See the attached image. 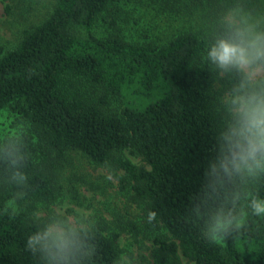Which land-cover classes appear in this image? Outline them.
I'll list each match as a JSON object with an SVG mask.
<instances>
[{
	"label": "trees",
	"instance_id": "1",
	"mask_svg": "<svg viewBox=\"0 0 264 264\" xmlns=\"http://www.w3.org/2000/svg\"><path fill=\"white\" fill-rule=\"evenodd\" d=\"M190 3L206 23L158 42L128 38L121 0H55L13 47H0V111L10 107L31 127L0 139V264H120L104 220L57 235L36 216L55 199L42 167L48 149L123 171L141 216L117 226L149 230L159 264H180L179 254L187 264H264V212L253 210L264 205V148L247 156L248 109L264 101V76L251 84L243 69L207 57L217 39L248 35L220 14L245 11L264 26V0ZM99 20L110 28L102 34ZM256 63L264 71V59ZM215 79L241 95V109L221 105ZM218 224L231 235L211 239Z\"/></svg>",
	"mask_w": 264,
	"mask_h": 264
},
{
	"label": "rangeland",
	"instance_id": "2",
	"mask_svg": "<svg viewBox=\"0 0 264 264\" xmlns=\"http://www.w3.org/2000/svg\"><path fill=\"white\" fill-rule=\"evenodd\" d=\"M54 1L0 0V47L4 51L13 47L20 38L21 31L41 21L51 10ZM185 2L189 4L187 7L190 10L182 7ZM190 2L191 0H170L173 4L166 8L164 0H121V7L127 11L121 22L126 26L125 34L138 41L160 42L179 30L198 28L206 23V18L192 10L194 5ZM220 19L242 25L248 34H262L264 30L260 20L257 21L245 11H229L220 14ZM107 29L110 28L106 21L99 20L96 24L99 34ZM243 70L251 84L258 83L264 76L263 69L256 61ZM212 88L221 105L227 109L238 110L245 104L240 94L226 91L218 79L213 81ZM136 102L137 99L133 101L134 104ZM122 106L123 103L119 101L113 104V108ZM27 130H31L28 121L10 107L0 111V139ZM124 154L134 163L145 165L140 156L131 154L128 150ZM46 158L42 167L53 177L55 199L42 204L35 214L49 221L53 233L59 235L67 226H89L101 219L110 227V232L115 234L121 248L120 264H159L153 255L155 245L149 230L133 233L123 229V223H120L121 227L117 226L121 219H134L136 215L140 219L141 216L139 206L129 201L130 187L120 180L123 174L121 169L112 163L97 165L80 151L57 156L55 151L48 149ZM179 262L188 263L181 254Z\"/></svg>",
	"mask_w": 264,
	"mask_h": 264
},
{
	"label": "clouds",
	"instance_id": "3",
	"mask_svg": "<svg viewBox=\"0 0 264 264\" xmlns=\"http://www.w3.org/2000/svg\"><path fill=\"white\" fill-rule=\"evenodd\" d=\"M207 57L220 68H227L229 65L238 69L251 66L255 61L264 59V35L259 33L253 35L249 33H237L236 39L220 38L217 39L207 52ZM249 131L253 132V137L249 140L247 156L255 159L258 148H264V101L258 104H250L248 109ZM246 159V157H242ZM255 215L264 212V205L254 204ZM156 213H148V221L155 219ZM216 233L223 232V237L231 235L224 229V225L218 224ZM222 238L220 235H213L211 239ZM38 239V237H37ZM34 238L30 236L27 246L33 244Z\"/></svg>",
	"mask_w": 264,
	"mask_h": 264
}]
</instances>
